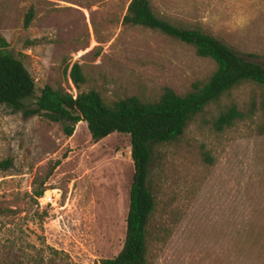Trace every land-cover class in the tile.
<instances>
[{"label":"rangeland","instance_id":"rangeland-1","mask_svg":"<svg viewBox=\"0 0 264 264\" xmlns=\"http://www.w3.org/2000/svg\"><path fill=\"white\" fill-rule=\"evenodd\" d=\"M129 2L0 0V34L36 94L49 85L73 97L95 90L106 103L153 101L165 87L184 94L206 82L213 60L158 30L123 24ZM149 2L157 17L212 35L264 67V0ZM74 63L85 77L79 89L69 77ZM231 104L252 113L216 131L213 121ZM148 170L155 204L148 264H264V86L244 81L207 104L177 141L153 146ZM132 175L127 134L93 142L84 121L66 136L61 123L0 107V250L22 264L116 256ZM40 189L51 204H39Z\"/></svg>","mask_w":264,"mask_h":264},{"label":"trees","instance_id":"trees-1","mask_svg":"<svg viewBox=\"0 0 264 264\" xmlns=\"http://www.w3.org/2000/svg\"><path fill=\"white\" fill-rule=\"evenodd\" d=\"M33 17L30 10L24 19L26 28ZM125 25L158 30L173 39L193 46L198 57L210 58L215 70L206 82H194L189 91L177 94L165 87L153 101L135 95L106 103L95 90L78 91L76 96L61 88L43 86L36 94L35 81L23 62L7 50L8 44L0 34V107L20 112L24 116L40 115L62 125L64 135L71 136L74 126L86 122L90 139L97 142L113 132L127 134L133 163L129 205L125 219V237L121 250L112 258L94 264H148V223L154 210L148 173L152 148L155 144L177 141L188 122L210 102L244 81L264 86V67L237 54L221 40L198 29L183 28L157 17L149 0H130L122 18ZM69 77L79 89L85 77L78 63L70 69ZM231 104L213 121V128L222 131L235 121L249 117ZM205 159L209 157L205 156ZM11 160L1 162L2 169ZM43 189L35 192L36 197ZM15 213L14 210L8 209ZM51 249V248H49ZM53 253L56 250L51 249ZM0 250V264H22Z\"/></svg>","mask_w":264,"mask_h":264},{"label":"built area","instance_id":"built-area-1","mask_svg":"<svg viewBox=\"0 0 264 264\" xmlns=\"http://www.w3.org/2000/svg\"><path fill=\"white\" fill-rule=\"evenodd\" d=\"M40 205H46L52 203V196L50 194L44 193L41 197L38 198Z\"/></svg>","mask_w":264,"mask_h":264}]
</instances>
